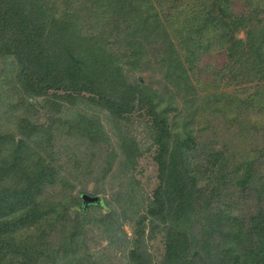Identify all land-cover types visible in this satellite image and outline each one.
<instances>
[{
	"label": "trees",
	"instance_id": "trees-1",
	"mask_svg": "<svg viewBox=\"0 0 264 264\" xmlns=\"http://www.w3.org/2000/svg\"><path fill=\"white\" fill-rule=\"evenodd\" d=\"M61 1L58 7L51 0H0V52L13 58L11 83L16 94L12 98L22 104L27 99L42 98L44 106L62 115L67 103L71 106L75 100L86 98L89 107L105 110L110 121L114 116L133 112L135 102L142 108L150 124L147 136L153 148L156 184L145 195L130 176L125 189L114 191L111 215L95 221L104 226L106 239L112 243L118 232L123 233L122 227L140 216L144 208L150 234H162L163 252L154 259V264H264V215L259 212L246 223L234 203L236 192L256 187L258 198L264 192V175L259 176L253 169L255 157L239 144L215 150L207 147L196 140L194 129L197 115L209 112L214 118L225 116V112L234 114L242 100L232 94H212L202 99H196V94H181L185 117L181 123L177 122L178 115L169 119V111L177 109L175 93L194 90L191 71L198 55L210 51L214 45L216 49L225 48L232 57L228 69L233 71L232 67L241 66L235 70L230 84L249 83L248 73L241 65L245 55L254 60L250 68L255 75L252 80L262 81L264 30H247L246 40L230 37L232 44L228 47L227 35L216 29L224 17L220 13L228 12V5H220L216 13L214 2L206 8L208 3L204 0L190 1L185 7L175 5V1L172 3L175 10H171L168 18L165 13L157 14L151 0ZM79 4L89 9L101 33H109L113 41H122L120 54L109 47L108 34L82 31L81 17L74 12ZM129 11L132 16L122 15ZM233 18L241 21L242 16ZM108 24L112 25L111 32L106 30ZM124 29L126 33L121 35L120 30ZM167 30L179 40L180 49L170 42ZM157 37H162L159 62L165 68L161 90L151 84L128 82L122 64L128 70L141 68L150 54L144 42ZM212 39L215 43H210ZM181 59L189 64V69H185ZM57 128L71 136H91L88 126L77 128L62 121ZM96 139H92V144L100 141L97 136ZM121 141L119 149L124 158L120 171L125 175L136 163L137 142ZM0 149L5 154L0 173L15 179L14 186L0 190V238L4 232L9 235L15 232L21 240L17 247L0 242V264H41V261L47 264L48 253L33 251L25 243L36 238V233L42 234L39 240L47 241L67 220L60 209L62 201L53 205V201L42 200L35 193L49 184L46 178L50 164L23 140L0 136ZM207 173H216L219 184L211 183L209 178L204 180ZM89 205L97 206L99 201L87 203L84 208ZM146 218L141 216L133 222L136 232ZM80 235L69 234L65 248H59L63 254L62 259L58 258L59 264H66L67 255L71 256V263L82 264L79 255L84 239H78ZM137 239H125L135 248H131L130 261L148 264L143 255L137 254ZM86 258H91L90 254ZM83 264L95 263L84 260Z\"/></svg>",
	"mask_w": 264,
	"mask_h": 264
},
{
	"label": "rangeland",
	"instance_id": "rangeland-1",
	"mask_svg": "<svg viewBox=\"0 0 264 264\" xmlns=\"http://www.w3.org/2000/svg\"><path fill=\"white\" fill-rule=\"evenodd\" d=\"M51 1L53 6L56 4L58 7L62 2L61 0ZM190 1L194 0H151L157 14L163 16L165 13L166 17L175 10L173 8L177 3L185 7V4ZM196 1L200 3L202 0ZM204 1L208 3L206 8H210L211 5L209 4L214 2L213 11L216 13H218L220 5H228V12L220 13L224 17L216 27L219 34L227 35L226 46L228 47L232 44L229 40L230 37L246 40L247 30H264V0ZM172 3L175 5L173 6ZM75 9L74 12L78 17H81L79 23L83 32L109 35L103 31L101 33L99 27L94 24L89 9L80 4L79 8ZM132 14L133 12L129 11L122 15L132 16ZM165 16L162 18L163 21ZM233 16H242L241 21H237ZM117 26L120 28V25ZM106 30L111 32L112 25L108 24ZM232 30L233 34L231 35ZM120 31L121 35L126 33L125 29ZM168 33L170 42L177 49H180L179 40L172 32L168 31ZM109 36V47L120 54L123 51L121 48L122 41H113L111 35ZM161 42L162 37H157L152 42L148 41V45L144 42L148 49L147 54L149 52L150 54L144 60L141 68L136 67L134 70H128L126 64H122L128 82L151 84L153 88L161 90L160 87L165 77V68L159 62L162 54L159 45ZM210 43H215L214 39ZM152 48L153 51H151ZM181 60L185 69H189V64L183 59ZM242 61L241 65L248 73L245 77L249 83L236 85L232 81L230 84V80L231 77H234L235 70L241 66L232 67L233 71L228 69L229 66L231 67L232 57L228 56L225 48L216 49L214 45L210 51L199 54L191 71L193 74L191 83L194 85V90L188 93H175L177 96L174 101L177 104V109L176 111H169V119L178 115L177 122L181 123L185 117L183 114L185 105L181 101V94H196V99L199 97L201 99L208 98L213 96L212 94H232L239 98L242 103L237 107L234 114L225 112V116L219 115L214 118L209 112L204 115H197L199 119L200 116L203 119H194V129L197 132L196 140L214 150L220 149L224 145L229 148L238 144L246 147L250 150L252 157H255L253 169L258 172L259 176H262L264 175V79L262 81L252 80L255 76L254 71L250 69L254 64L252 57L245 55ZM13 69L12 56L6 52H0V136L4 135L14 138L15 141L27 142L50 164V170L48 169L50 172L46 178L49 184L35 191V193L42 200L45 198L48 202L53 201V205L58 200L62 201L60 209L67 217L66 222L59 226L56 232L48 237L47 241L39 240L38 238L42 234L36 233L37 237L25 245L30 249L33 248V251L41 250L48 253L50 257L47 264H59L58 258L62 259L63 257L59 248H65L67 237L73 232L76 236L82 234L78 239H84L79 255L83 262L85 260V262L95 264H134L129 257L131 250L133 251L131 248L134 247L132 243L125 242V239L132 241L138 238L137 254L143 255L148 264H154V259L156 260L158 255L163 252L162 234L159 236L150 234L144 208L140 210V216L134 218L136 222L141 216L146 218L138 227V231L136 232L134 228V221L126 223L122 227L123 233L118 232L112 239V243L104 235V226L95 223L101 217L111 215L115 204L112 195L115 190L126 188L130 176L133 177L135 183H138L136 188L140 189V186L143 188L145 195L149 194L156 184V168L152 160L153 148L147 136L150 124L146 122L147 118L143 116L142 108L138 107L135 102L133 112L124 113L120 117L114 116L110 121L105 110L89 107L90 102L85 98L84 100H75L71 106L67 103L66 108L62 110L64 112L62 115L60 113L55 114L49 106H44L42 98L27 99L24 104L21 100L12 98V95L16 94L11 83ZM235 79L237 80V78ZM113 97L116 96L113 95ZM198 103L200 104V102ZM216 105L220 107L219 103ZM27 106L30 107L29 110H25ZM200 106H203L202 102ZM62 121L67 122L68 126L72 125L77 128L80 126L91 127L89 132L91 136L82 138L59 132L56 126ZM96 136L100 138V141L92 144L93 140H97ZM122 139L137 142L134 152L136 163L132 171L125 175L120 171V163L124 158L119 149ZM2 157L5 158V154L0 152V162L5 160ZM206 178L211 179V183L215 185L219 184L216 173H207L203 179ZM204 180L203 182H205ZM102 181L103 184H101ZM14 183L15 179L11 180L0 173L1 191L10 188L9 186H14ZM255 189L256 187H253L244 193L236 192L237 197L234 198L235 210L243 215L246 223L250 222L252 216L259 212L264 215V192L258 198ZM83 193L98 196L99 205H89V207L84 208L85 204L81 198ZM143 201L147 203V200L144 199ZM51 205L46 204V206ZM25 233L28 234V232ZM2 235L0 242L6 241L15 247L18 246L17 242L21 241L15 232L10 235L4 232ZM89 254L91 258L87 259ZM198 259L201 260V257ZM71 262V256L67 255L66 264H73ZM41 264L45 263L41 261Z\"/></svg>",
	"mask_w": 264,
	"mask_h": 264
},
{
	"label": "water",
	"instance_id": "water-1",
	"mask_svg": "<svg viewBox=\"0 0 264 264\" xmlns=\"http://www.w3.org/2000/svg\"><path fill=\"white\" fill-rule=\"evenodd\" d=\"M81 198L84 202V204H87V203H96L99 201V198L98 197H91V196H88V195H81Z\"/></svg>",
	"mask_w": 264,
	"mask_h": 264
}]
</instances>
